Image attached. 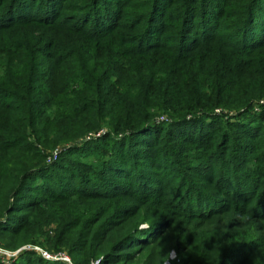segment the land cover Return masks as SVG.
Instances as JSON below:
<instances>
[{"label": "trees", "instance_id": "16d2710c", "mask_svg": "<svg viewBox=\"0 0 264 264\" xmlns=\"http://www.w3.org/2000/svg\"><path fill=\"white\" fill-rule=\"evenodd\" d=\"M0 69V244L44 235L72 264H264V0H0ZM183 148L226 201L187 173L174 199L155 185L146 166L179 171ZM11 264L69 263L29 248Z\"/></svg>", "mask_w": 264, "mask_h": 264}, {"label": "rangeland", "instance_id": "374dc122", "mask_svg": "<svg viewBox=\"0 0 264 264\" xmlns=\"http://www.w3.org/2000/svg\"><path fill=\"white\" fill-rule=\"evenodd\" d=\"M27 31L29 30V29H26ZM21 32H25L24 30H22ZM30 33V32H29ZM21 34V33H20ZM8 38L10 39V40H15V39H17V36L14 34L13 36H8ZM44 61H45V65H44V67H43V70L44 71H46V67L48 66V64L50 63V61H49V59L47 60H45L44 59ZM48 63V64H47ZM1 72H2V69H0V88L1 87H3V86H5V84H3L2 83V81H1V79H2V75H1ZM62 79H63V77L62 76H58V75H56V76H54V78L52 79V81H50V82H52L54 85H59L61 82H62ZM263 108H264V98H261V99H259V101L257 102V104L254 106V108L252 109V112L253 113H255V114H259V113H261L262 111H263ZM218 113H220V111L217 109L216 110ZM232 114L234 113V111L233 110H231L230 111ZM221 121H218V123H216L215 124V126L216 127H218V128H224L225 126V123L224 122H222V123H220ZM258 123L259 124H261V125H263L264 126V118H262V119H260V120H258ZM106 132V129H103V130H100V131H98V132H89L83 139H80L79 141H77V142H73V144L75 143H78V144H80L81 145V143L83 142V141H89V140H93V139H96V138H98V137H101L102 135H103V133H105ZM262 132H263V129H262ZM235 133H236V131H235ZM215 137H214V140L213 141H215V143L220 139V135H221V132L220 131H216L215 132ZM240 138H239V140L238 141H244V140H246V137L245 136H239ZM234 142H235V137H234V134H233V136L229 139V140H227L226 141V143L227 144H225L226 146H225V149H227L228 150V152L231 150V146H233V144H234ZM180 148H182V147H180ZM191 148H183V149H180L179 150V153L178 154H176V157H177V159H178V163L176 164V167H179V171H176L174 168H172V167H170V170H169V167L168 168H163V169H158V168H152V167H149L148 165L146 166L147 168H148V171H151L152 173H153V175H152V173H150V176L151 177H153V179L157 182H159L158 184L155 182V185L157 186L158 185V187H160V188H163V189H165V190H167V192H168V195L166 196V198H171L172 197V199H174V197L176 196V189H178V185L180 184L179 182H180V180H181V177L182 176H184V175H186V173L189 175L188 176V178H184V180L183 181H190L191 179L195 182V183H199V184H197L196 185V188H197V190L198 191H200V193H203V195H208V194H210V192H209V190L217 197V199L220 201L221 199H223L224 201H226L225 200V197L226 196H224V195H222L221 193H219V192H217V191H215L214 189H213V185L212 184H210V183H208V181L206 182V180L204 179V178H202V177H196L194 174H193V172L191 171V170H189L188 168H186V164H187V161H188V159H187V157L186 156H188V155H194V153L195 152H192V150H190ZM87 154V156H86V159H91V154H90V151L89 152H86ZM153 155H155L156 156V154H153ZM172 166H174L175 167V164L174 165H172ZM181 170V171H180ZM147 183V182H146ZM209 189V190H208ZM185 188L182 190V192H181V194L180 195H185ZM169 203L172 205V202H170L169 201ZM213 203H215V202H213ZM216 204V203H215ZM182 207L183 206H181V208L180 209H182ZM177 208V206H172L171 208H169L170 209V211H171V213H174L176 210H178V209H176ZM234 212V211H233ZM181 215V214H180ZM179 215V216H180ZM233 215H237V216H239V217H241L240 215V213L239 212H235ZM176 217H178V216H176ZM179 219H185L186 221H187V218L185 217V216H183V217H178ZM177 219V218H176ZM51 220H53V219H51ZM192 220L193 219H191V222H192ZM198 221V220H197ZM39 222V221H38ZM190 222V223H191ZM202 222H199V224H201ZM257 222H254V224H248V223H244L243 224V229L244 230H247V233H249L250 231H252V229L254 228V226H255V224H256ZM55 227H56V224H55V222H50V224L48 225V227H46L44 230L46 231V232H49L50 230H53V229H55ZM141 227H146V224H143V225H141ZM249 231V232H248ZM51 234H53V233H51ZM6 234H3L2 236H1V238H2V242H3V244H0V247L2 248V249H4V250H7V251H10V252H14V251H16L17 249H12V244H11V240L10 239H8L7 237L8 236H5ZM253 235V234H252ZM33 239L34 240H38V242L40 243L39 245H27V246H29L30 248H32V249H34L33 247H39V248H42V249H45V250H47V251H49L48 249H49V247L45 244V236L43 235H41V236H39V234H34L33 235ZM10 240V241H9ZM10 243V246H6V243ZM25 247V246H24ZM245 249V248H244ZM36 251V250H35ZM38 252V251H37ZM51 253V252H50ZM67 252L66 251H64V252H61V254H64L65 256H67L69 259H70V257L66 254ZM17 256V255H16ZM177 256V254L173 251V252H171V258H169L170 260H173L175 257ZM70 261H71V259H70ZM71 264H72V262H70ZM94 262H92V264H93ZM11 264V263H10ZM164 264H169V261H166Z\"/></svg>", "mask_w": 264, "mask_h": 264}, {"label": "built area", "instance_id": "2783aa9c", "mask_svg": "<svg viewBox=\"0 0 264 264\" xmlns=\"http://www.w3.org/2000/svg\"><path fill=\"white\" fill-rule=\"evenodd\" d=\"M54 157V156H53ZM55 158V157H54ZM29 246L22 247L14 252H10L7 250H4L0 247V261L5 263V264H10L11 261L16 257V255L22 251L23 249H29ZM34 250L38 251L39 254H41L42 257L50 260H63L71 264L70 259L65 256L64 254L58 253V254H53L48 252L45 249L39 248V247H33ZM22 249V250H21ZM97 262H94L93 264H96Z\"/></svg>", "mask_w": 264, "mask_h": 264}, {"label": "clouds", "instance_id": "9594fccd", "mask_svg": "<svg viewBox=\"0 0 264 264\" xmlns=\"http://www.w3.org/2000/svg\"><path fill=\"white\" fill-rule=\"evenodd\" d=\"M148 227H150V225ZM168 257L171 258V251L168 253Z\"/></svg>", "mask_w": 264, "mask_h": 264}, {"label": "water", "instance_id": "95a60500", "mask_svg": "<svg viewBox=\"0 0 264 264\" xmlns=\"http://www.w3.org/2000/svg\"><path fill=\"white\" fill-rule=\"evenodd\" d=\"M22 250V249H21Z\"/></svg>", "mask_w": 264, "mask_h": 264}]
</instances>
